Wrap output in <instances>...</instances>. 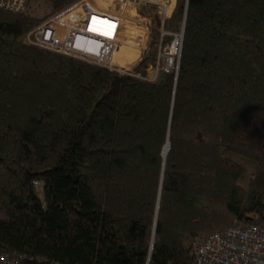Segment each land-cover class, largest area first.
I'll return each mask as SVG.
<instances>
[{
	"label": "trees",
	"instance_id": "1",
	"mask_svg": "<svg viewBox=\"0 0 264 264\" xmlns=\"http://www.w3.org/2000/svg\"><path fill=\"white\" fill-rule=\"evenodd\" d=\"M30 1L0 8V252L194 264L196 235L264 227V0H178L155 81L26 44L77 0Z\"/></svg>",
	"mask_w": 264,
	"mask_h": 264
},
{
	"label": "built area",
	"instance_id": "2",
	"mask_svg": "<svg viewBox=\"0 0 264 264\" xmlns=\"http://www.w3.org/2000/svg\"><path fill=\"white\" fill-rule=\"evenodd\" d=\"M28 0H0V8L23 11ZM177 0H77L30 29L28 45L155 81L161 72L177 71L184 38V18L177 30L166 28ZM129 11L130 15L129 16ZM156 35V36H155ZM155 40L153 41V39ZM155 54L135 72L113 62L123 46L140 55L152 43ZM194 264H264V227L236 221L224 231L198 234L192 240ZM0 264H63L44 257L0 252Z\"/></svg>",
	"mask_w": 264,
	"mask_h": 264
},
{
	"label": "rangeland",
	"instance_id": "3",
	"mask_svg": "<svg viewBox=\"0 0 264 264\" xmlns=\"http://www.w3.org/2000/svg\"><path fill=\"white\" fill-rule=\"evenodd\" d=\"M40 1L41 0H31L30 1V5H31L30 8L37 10V5H39ZM177 4H178V0L176 1L175 10H176ZM175 10H174V14H173L171 20L166 25V28H168L169 30H177L183 24L184 16L183 17H176L175 16ZM128 15L131 16L130 11H129ZM154 40H155V38L153 39V41ZM153 41L149 45V50L144 55H140V53H138V50H136L135 47H131V46L121 47V49L118 50V52L116 53V55L113 59V62H116L120 65H123L125 68L133 69V71H135V72H139V71L146 72L144 67L146 66V64L150 60L153 59L154 54H155V47L153 45ZM240 161L246 166L245 176H244V178H242L240 180V183L243 186L247 187L249 185V181L251 178L253 166L248 161H246L242 158H240Z\"/></svg>",
	"mask_w": 264,
	"mask_h": 264
},
{
	"label": "water",
	"instance_id": "4",
	"mask_svg": "<svg viewBox=\"0 0 264 264\" xmlns=\"http://www.w3.org/2000/svg\"><path fill=\"white\" fill-rule=\"evenodd\" d=\"M187 5H188V2H187ZM185 21H186V16H185V18H184V31H185ZM168 143H169V142H168ZM169 149H170V143H169V146H168L167 153H168Z\"/></svg>",
	"mask_w": 264,
	"mask_h": 264
},
{
	"label": "bare ground",
	"instance_id": "5",
	"mask_svg": "<svg viewBox=\"0 0 264 264\" xmlns=\"http://www.w3.org/2000/svg\"><path fill=\"white\" fill-rule=\"evenodd\" d=\"M117 52H118V51H117ZM117 52H116V53H117ZM116 53L114 54V57H115ZM113 59H114V58H113ZM168 146H169V145H166V146H165V150H164V154H165V155H166V152H167V150H168Z\"/></svg>",
	"mask_w": 264,
	"mask_h": 264
}]
</instances>
